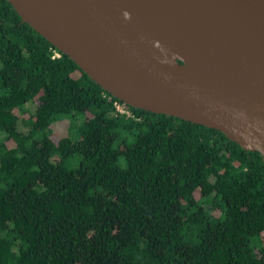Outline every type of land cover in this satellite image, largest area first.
<instances>
[{"label":"trees","instance_id":"obj_1","mask_svg":"<svg viewBox=\"0 0 264 264\" xmlns=\"http://www.w3.org/2000/svg\"><path fill=\"white\" fill-rule=\"evenodd\" d=\"M0 264H264V163L122 104L0 0Z\"/></svg>","mask_w":264,"mask_h":264},{"label":"water","instance_id":"obj_2","mask_svg":"<svg viewBox=\"0 0 264 264\" xmlns=\"http://www.w3.org/2000/svg\"><path fill=\"white\" fill-rule=\"evenodd\" d=\"M122 104L223 133L264 163V0H6Z\"/></svg>","mask_w":264,"mask_h":264},{"label":"built area","instance_id":"obj_3","mask_svg":"<svg viewBox=\"0 0 264 264\" xmlns=\"http://www.w3.org/2000/svg\"><path fill=\"white\" fill-rule=\"evenodd\" d=\"M58 55L59 54L56 51H53L51 57H57ZM114 108L117 112L121 114H125L126 116L129 115V111H127L122 105L118 103H114Z\"/></svg>","mask_w":264,"mask_h":264},{"label":"rangeland","instance_id":"obj_4","mask_svg":"<svg viewBox=\"0 0 264 264\" xmlns=\"http://www.w3.org/2000/svg\"><path fill=\"white\" fill-rule=\"evenodd\" d=\"M60 121H58V122H55V123H53L52 125H51V129H52V132H53V134L55 133V125H56V127H57V129L59 130V133L61 134V135H65V129H64V127L62 126V124L61 123H59ZM70 131L72 132V134H73V132H74V130H73V127L70 129Z\"/></svg>","mask_w":264,"mask_h":264}]
</instances>
